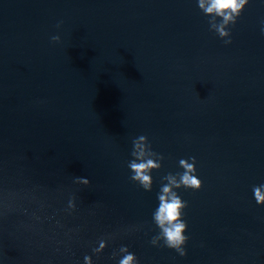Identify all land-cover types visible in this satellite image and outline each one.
<instances>
[{"label":"water","instance_id":"95a60500","mask_svg":"<svg viewBox=\"0 0 264 264\" xmlns=\"http://www.w3.org/2000/svg\"><path fill=\"white\" fill-rule=\"evenodd\" d=\"M208 20L197 0H0V264H118L121 246L139 264H264V0L231 44ZM140 135L164 156L151 191L130 179ZM193 156L181 256L151 244L153 212Z\"/></svg>","mask_w":264,"mask_h":264},{"label":"clouds","instance_id":"9594fccd","mask_svg":"<svg viewBox=\"0 0 264 264\" xmlns=\"http://www.w3.org/2000/svg\"><path fill=\"white\" fill-rule=\"evenodd\" d=\"M199 9L209 17L210 30L214 31L225 44H231V27L236 24L249 0H197ZM62 21L57 25L59 28ZM264 31V29H262ZM53 42L61 40L60 35L51 37ZM133 149L128 161V168L131 170L132 181L138 183L143 189L151 191L153 187V170L162 167L164 156L155 152L146 135H140L132 141ZM191 161V162H190ZM179 166L181 172L172 173L162 177L160 191L157 193L159 201L157 208L153 212V222L159 229V233L152 238L151 244L174 249L181 256H186L184 247L189 240L186 230L188 223L184 217V209L188 207V202L183 200L177 189L199 190L203 186V181L199 178L196 167V157L180 159ZM76 183L88 185L91 181L86 177H76ZM253 194L258 204L264 205V184L254 185ZM75 197L69 200V208L75 209ZM162 242V244H161ZM107 247V240L101 239L99 246L93 251L101 253ZM122 254V255H121ZM120 256L118 264H139L135 253L130 252L127 246H121L118 252H113V256ZM85 264H93L92 256L84 257Z\"/></svg>","mask_w":264,"mask_h":264}]
</instances>
